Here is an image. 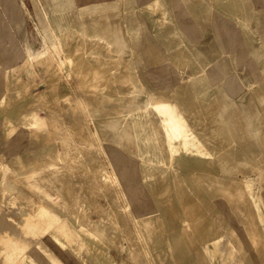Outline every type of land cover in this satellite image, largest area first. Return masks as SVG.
<instances>
[{"label": "rangeland", "instance_id": "obj_1", "mask_svg": "<svg viewBox=\"0 0 264 264\" xmlns=\"http://www.w3.org/2000/svg\"><path fill=\"white\" fill-rule=\"evenodd\" d=\"M0 58V264H264V0H0Z\"/></svg>", "mask_w": 264, "mask_h": 264}, {"label": "bare ground", "instance_id": "obj_2", "mask_svg": "<svg viewBox=\"0 0 264 264\" xmlns=\"http://www.w3.org/2000/svg\"><path fill=\"white\" fill-rule=\"evenodd\" d=\"M198 1H200V0H198ZM196 2V1H195ZM41 6V5H40ZM122 6V5H121ZM122 9H123V7H122ZM121 11V10H120ZM224 16V15H223ZM212 18V17H211ZM104 19V18H103ZM259 21V20H258ZM236 27V26H235ZM98 28V27H97ZM126 32V31H125ZM135 33V32H134ZM61 34H62V32H61ZM65 34V33H64ZM124 34H126V33H124ZM131 34V33H130ZM45 35V34H44ZM67 35V34H66ZM55 36V35H54ZM210 36H212L211 34H210ZM208 37V36H207ZM56 38V37H55ZM93 38V37H92ZM67 39V38H66ZM208 39H209V37H208ZM56 40H58V39H56ZM74 40V39H73ZM236 40V39H235ZM131 41V40H130ZM57 42V41H56ZM263 42V41H262ZM58 43V42H57ZM60 43V42H59ZM58 43V44H59ZM79 43H80V40H79ZM88 43V42H87ZM90 43V42H89ZM88 43V44H89ZM87 44V45H88ZM80 45H81V43H80ZM236 45V44H235ZM55 46V45H54ZM54 46L52 45V48H54ZM57 46V45H56ZM55 46V48H58V47H56ZM77 46V45H76ZM85 46L86 45H84L83 47H84V49H86L85 48ZM78 47V46H77ZM136 47V46H135ZM45 49H46V47H44ZM49 48V47H48ZM48 48H47V50H48ZM83 49V50H84ZM211 49H213V48H211ZM54 50V49H53ZM56 50V49H55ZM58 50H59V53H60V48H58ZM236 50V49H235ZM81 52H82V50H81ZM46 53V52H45ZM45 53H43V54H45ZM75 53H77V50H76V52ZM133 53H134V50H133ZM41 54V53H40ZM42 54V55H43ZM47 54V53H46ZM57 54V53H56ZM55 54V55H56ZM61 54V53H60ZM236 54V53H235ZM41 55V56H42ZM49 55V54H48ZM63 55V54H62ZM74 55V54H73ZM93 56V55H92ZM226 56V55H225ZM40 57V56H39ZM38 57V58H39ZM44 58H45V56H43ZM53 57V56H52ZM63 57V56H62ZM25 58H27V57H25ZM31 58V57H30ZM37 58V57H36ZM35 58V59H36ZM37 58V59H38ZM54 58V57H53ZM1 59V58H0ZM33 59V58H32ZM50 61H53V60H51L50 59V57L48 58ZM59 59V58H58ZM3 60V59H2ZM1 60V61H2ZM28 60V59H27ZM34 60V59H33ZM47 60V59H46ZM57 60V59H56ZM64 60V59H63ZM68 60H70V58L68 59ZM119 61H120V59H118ZM118 60H116L115 62H118ZM220 60V59H219ZM23 61H25V59L23 60ZM31 61V60H30ZM41 61V60H40ZM54 61H55V59H54ZM58 61V60H57ZM62 60H60V62H61ZM65 61V60H64ZM109 61V60H108ZM113 61H114V59H113ZM136 61V60H135ZM3 62H4V60H3ZM12 62V61H11ZM14 62V61H13ZM26 62V61H25ZM29 62V61H28ZM35 62H36V60H35ZM27 63V62H26ZM46 63V62H45ZM63 63H66V62H63ZM69 63V62H68ZM68 63H67V65H68ZM10 64V63H9ZM12 64V63H11ZM31 64H32V61H31ZM52 64V63H51ZM62 64V63H61ZM60 64V65H61ZM119 64V63H118ZM117 64V65H118ZM2 65V64H1ZM7 65V64H6ZM15 65V64H14ZM14 65H12V66H14ZM26 65V64H25ZM30 65V63L28 64V66ZM57 64H55V66H56ZM65 65V64H64ZM63 65V66H64ZM70 65V64H69ZM84 67H85V70H86V72H87V75H89L91 78H97V77H99V76H101V75H103L104 73H106L107 71H109L110 69H112V68H114V66L113 67H111V68H109V67H107V65H102V64H98L95 60H92L91 58H89L88 60H86L85 61V63H84ZM108 65H110V64H108ZM114 65V64H113ZM53 66V65H52ZM58 66V65H57ZM56 66V67H57ZM6 67V66H5ZM15 67V66H14ZM18 67V66H17ZM33 67V66H32ZM59 67V66H58ZM126 68H127V66H125ZM125 67H124V69H125ZM16 68V67H15ZM14 68V69H15ZM19 68H22V67H19ZM59 68H61V66L59 67ZM63 68V67H62ZM13 69V68H12ZM123 69V70H124ZM17 70V69H16ZM14 71L15 70H13V73H14ZM59 71V70H58ZM68 71H70L69 69H68ZM12 72V71H11ZM19 72V71H18ZM112 72V71H111ZM33 74V73H32ZM69 74V73H68ZM71 74V73H70ZM81 74V73H80ZM5 75H6V73H5ZM4 75V76H5ZM74 75V74H73ZM127 74H125L124 76H126ZM78 76V75H77ZM81 76V75H80ZM75 77V76H74ZM126 78V77H125ZM124 78V79H125ZM13 79V78H12ZM32 78H30V80H31ZM78 79H79V77H78ZM4 80H5V78H4ZM20 79H18V81H19ZM17 81V82H18ZM120 81H124V80H122V78H121V80H119V82H118V84L120 83ZM16 83V82H15ZM25 83V82H24ZM27 83V82H26ZM32 83H33V81H32ZM124 83H126L125 81H124ZM123 83V84H124ZM28 84V83H27ZM24 85V84H23ZM122 85V84H121ZM126 85V84H125ZM149 85V84H148ZM79 86V85H78ZM131 86V85H130ZM10 87H12V85L10 86ZM23 87V86H22ZM150 87V86H149ZM14 88V87H13ZM17 88V87H16ZM24 88V90H25V88L26 87H23ZM28 89H29V86L27 87ZM9 89V88H8ZM21 89L22 88H20V91H21ZM76 89H77V87H76ZM49 90V89H48ZM9 91H10V89H9ZM17 92V91H16ZM19 92V91H18ZM22 92H23V90H22ZM79 92V91H78ZM3 94V93H2ZM150 94V93H149ZM10 95H11V93H10ZM22 95V94H21ZM171 95V94H170ZM19 95H17V97H18ZM75 97L76 96H78L77 94H75L74 95ZM81 96H82V94H81ZM7 97H9V96H7ZM16 97V96H15ZM14 97V98H15ZM71 97V95L69 94V98ZM62 98V97H61ZM63 98H64V96H63ZM66 98H68V94H67V96H66ZM68 98V99H69ZM78 98V97H77ZM172 98V97H171ZM13 99V98H12ZM9 100H11V99H9ZM65 100H67V99H65ZM70 100H72V99H70ZM171 100V99H170ZM172 100H173V98H172ZM171 100V101H172ZM58 101V100H57ZM68 102H69V100H68ZM73 102V101H72ZM36 103V102H35ZM58 103V102H57ZM3 104V103H2ZM8 104V103H7ZM68 104H71L70 102L68 103ZM204 104V103H203ZM152 109L154 110V112H156V113H158L160 116H161V118H162V120H161V126H162V128L165 130V132L169 135V138H168V142H169V144H171V143H173V142H177L178 143V145H179V149H180V151L181 150H189V149H191L190 147H194V151H196V153H198V154H203L204 152H203V150L201 149V148H199L198 147V144H196L195 142L193 143L192 142V140H191V138L189 139L188 137H187V133L186 134H184V131H185V125H184V120H183V117H182V113H181V111L178 109V106L176 105V104H174V103H172V102H169L168 100L167 101H164V100H159V101H156L155 103H153L152 104ZM62 109V108H61ZM71 109L72 110H74L73 108H72V106H71ZM70 109V110H71ZM77 114H78V112H76ZM35 114H36V112H35ZM47 114H49V113H47ZM72 114H73V111H72ZM71 114V115H72ZM29 116H30V114H29ZM204 117V116H203ZM51 118V117H50ZM77 118H79V114H78V117ZM77 118H75L76 120H77ZM57 119V118H56ZM59 119V118H58ZM53 120V119H52ZM36 121V120H35ZM57 122V121H56ZM55 122V123H56ZM212 122V121H211ZM76 124H78V123H75V127H76ZM93 124V123H92ZM219 124V123H218ZM78 126V125H77ZM84 126V125H83ZM25 127V126H24ZM94 127V126H93ZM211 127V126H210ZM213 128V127H212ZM81 129V128H80ZM216 129V128H215ZM18 130V129H17ZM61 131V130H60ZM73 131H75V130H73ZM85 131V130H84ZM51 132V131H50ZM58 132V131H57ZM201 132V131H200ZM59 133V132H58ZM71 133V132H70ZM75 133V132H74ZM85 133V132H84ZM96 133V132H95ZM165 133V134H166ZM20 134V133H19ZM53 134H55V133H52V135ZM57 134V133H56ZM82 134H83V132H81L80 134H78V135H80V138L79 139H77L78 137H76V139L77 140H79L80 141V139H82ZM202 134V133H201ZM21 135V134H20ZM23 135V134H22ZM74 135V134H73ZM77 135V134H76ZM84 135V134H83ZM47 136H49V135H47ZM166 136V135H165ZM192 136V135H191ZM195 136H196V134H195ZM55 137V136H54ZM86 137V136H85ZM19 138V137H18ZM17 138V139H18ZM47 138V137H46ZM52 138V137H51ZM51 138H49V139H51ZM193 138V137H192ZM55 139V138H54ZM84 140H85V138H83ZM82 139V140H83ZM41 140V139H40ZM45 140V139H44ZM56 140V139H55ZM87 140V139H86ZM199 140V139H198ZM208 140V139H207ZM206 140V141H207ZM14 141V140H13ZM100 141V140H99ZM200 141V140H199ZM12 142V141H11ZM17 142V141H16ZM19 142V141H18ZM80 142H82V141H80ZM15 143V142H14ZM76 143V142H75ZM97 143V142H96ZM198 143V142H197ZM13 144V143H12ZM17 144V143H16ZM77 144V143H76ZM75 144V145H76ZM63 145H65V144H63ZM74 145V146H75ZM201 145H202V143H201ZM77 146H78V144H77ZM170 147V146H169ZM203 147H205V146H203ZM67 148V147H66ZM80 149V148H79ZM78 149V150H79ZM83 149V148H82ZM81 150V149H80ZM79 150V151H80ZM67 151V150H66ZM82 151V150H81ZM80 151V152H81ZM190 151V150H189ZM208 151V150H207ZM71 152H72V150H71ZM74 152V151H73ZM173 152H174V150L170 147V148H168V149H166V152L164 153V155H165V160H166V162L165 163H167V164H169L170 162H171V159H172V157H173ZM76 153V152H75ZM85 153H86V151H85ZM191 153H194V152H191ZM81 154H82V152H81ZM208 154V153H207ZM209 154H210V152H209ZM208 154V155H209ZM63 155V154H62ZM207 155V156H208ZM75 156H76V154H75ZM69 157H71V156H69ZM78 157V156H77ZM61 158V157H60ZM52 161V160H51ZM204 166H206V167H210L212 164H211V162L210 161H205L204 160ZM4 165V164H3ZM47 166V165H46ZM84 166V165H83ZM40 167V166H39ZM99 168V167H98ZM96 170V169H95ZM3 171V170H2ZM100 171V170H99ZM97 172H98V169H97ZM103 173V172H102ZM87 175V174H86ZM210 175V174H209ZM213 175V174H212ZM213 176H215V175H213ZM28 178V177H27ZM200 178V177H199ZM26 179V178H25ZM55 179V178H54ZM83 179V178H82ZM28 180V179H27ZM36 180V179H35ZM42 180V179H41ZM58 180V179H57ZM73 180V179H72ZM94 180V179H93ZM67 181H68V179H67ZM80 181H82V180H80ZM55 182H56V180H55ZM69 182V181H68ZM79 182V181H78ZM77 182V183H78ZM234 182V181H233ZM62 183V182H61ZM60 183V184H61ZM76 183V182H75ZM86 183V182H85ZM209 183H212V182H209ZM38 184H39V182H38ZM59 184V185H60ZM79 184V183H78ZM82 184H84V182L82 181ZM217 184V183H216ZM30 185H32V184H30ZM34 185V184H33ZM45 185V184H44ZM63 185V184H62ZM61 185V186H62ZM64 185H65V183H64ZM85 186H86V184H84ZM87 185L89 186V184H88V182H87ZM94 185V184H93ZM212 185H215V183L213 182V184ZM220 185V184H219ZM40 186V185H39ZM69 186V185H68ZM71 186V185H70ZM75 187H76V185H75ZM84 187V186H83ZM82 187V188H83ZM32 188V187H31ZM36 188V187H35ZM41 188V187H40ZM66 188H67V185H66ZM69 188H71V187H69ZM78 188V187H77ZM89 188V187H88ZM211 188V187H210ZM37 189H38V187H37ZM47 189V188H46ZM45 188H44V190H46ZM61 189V188H60ZM64 189H65V187H64ZM76 189V188H75ZM81 189V188H80ZM79 189V190H80ZM90 189H91V187H90ZM89 189V190H90ZM234 189V188H233ZM66 190V189H65ZM68 190V189H67ZM71 190H73V189H70V192H71ZM81 190H83V189H81ZM92 190H93V187H92ZM95 190V189H94ZM93 190V191H94ZM213 190H216V188H214ZM48 191V190H47ZM50 191L52 192V189H50ZM85 191H88V190H86V188H85ZM110 191V190H109ZM50 192V193H51ZM55 192V191H54ZM65 192V191H64ZM78 192V191H77ZM84 192V191H83ZM88 192H90V191H88ZM87 192V193H88ZM214 192V191H213ZM212 192V194H214ZM75 193V192H74ZM78 193H80V191L78 192ZM77 193V194H78ZM86 193V192H85ZM238 193V192H237ZM9 194V193H8ZM92 193H90L89 195H91ZM55 195V194H54ZM83 195H84V193H83ZM240 195H241V193H240ZM68 196V195H67ZM67 196H66V198H67ZM85 196V195H84ZM100 196V195H99ZM234 196V195H233ZM75 197V196H74ZM77 197H79V196H77ZM81 197V196H80ZM88 197H90V196H88ZM238 197V196H237ZM52 198V197H51ZM63 198V197H62ZM69 198H71V196L69 197ZM82 198V197H81ZM91 198V197H90ZM236 198V197H235ZM19 199V198H18ZM59 199H61L60 197H59ZM74 199V198H73ZM77 199V198H76ZM75 199V200H76ZM80 199V198H79ZM231 199V198H230ZM238 199V198H237ZM89 200H91V199H88V198H86L85 200H84V202L86 203V204H88L89 203ZM95 200V199H94ZM7 201H9V200H7ZM6 201V202H7ZM15 201V200H14ZM57 201H58V199H57ZM56 201V202H57ZM70 201V200H69ZM97 201V200H96ZM235 201V200H234ZM248 201H249V199H248ZM6 202H5V204H6ZM20 202V201H19ZM63 202H65V201H63ZM74 202V201H73ZM76 202H77V200H76ZM69 203V202H68ZM75 203V202H74ZM73 203V204H74ZM119 203H121V202H119ZM8 204V203H7ZM67 204V203H66ZM72 204V203H71ZM69 205V204H68ZM75 205V204H74ZM6 206V205H5ZM95 206V205H94ZM128 206V205H127ZM41 207V206H40ZM22 208V207H21ZM42 208H45L43 205H42ZM69 209V208H68ZM24 210V209H23ZM44 210V209H43ZM42 210V211H43ZM73 210V209H72ZM94 210V209H93ZM97 211V210H96ZM21 212H22V210H21ZM256 212V211H255ZM23 213V212H22ZM43 214V213H42ZM51 214V213H50ZM252 214V213H251ZM255 214V213H254ZM246 215H247V213H246ZM17 216V215H16ZM20 216V215H19ZM25 216V215H24ZM51 216V215H50ZM21 217V216H20ZM38 217V216H37ZM49 217V216H48ZM53 217H54V215H53ZM238 217V216H237ZM247 217H248V215H247ZM262 216L260 215V217L259 218H261ZM17 218V217H16ZM46 218V217H45ZM222 218V217H221ZM29 219V218H28ZM239 219V218H238ZM263 219V218H262ZM18 220V219H17ZM37 220V219H36ZM65 220V219H64ZM64 220H62V221H64ZM264 220V219H263ZM23 221V220H22ZM32 221V220H31ZM45 221H46V219H45ZM51 221H53V220H51ZM134 221V220H133ZM24 222V221H23ZM35 222V221H34ZM39 222V221H38ZM54 222H56V221H54ZM59 222V221H58ZM66 222V224L68 223V221H65ZM125 222V221H124ZM183 222V221H182ZM53 223V222H52ZM61 223V222H60ZM59 223V224H60ZM93 223V225L95 224L96 226L98 225V227L100 228L101 226H103V224L104 223H107V224H109V228H110V231H112L113 229H114V222L112 221V219H111V215L108 213V212H103L102 214H101V216L99 217V219L97 220V221H94V222H92ZM184 223V222H183ZM17 224H19L18 222H17ZM23 224V223H22ZM58 224V225H59ZM65 227H66V224H64V223H62ZM253 224H254V222H253ZM24 225V224H23ZM51 225V224H50ZM57 225V224H56ZM143 225H144V228L146 229V231H147V233H148V235L149 236H151L152 235V231H151V224H150V222H143ZM251 225V224H250ZM22 226V225H21ZM49 226V225H48ZM60 226V225H59ZM58 226V227H59ZM63 226V227H64ZM228 226V225H227ZM255 227L257 226V225H254ZM20 227V226H19ZM62 226L60 227V229L61 230H63L62 228H63ZM55 228H57V227H55ZM79 228H82L81 226L79 227ZM78 228V229H79ZM108 228V229H109ZM47 229V228H46ZM60 229L58 230V228H57V232L59 231V233L61 232L60 231ZM64 229H66V228H64ZM74 229V228H73ZM72 229V230H73ZM7 230V229H6ZM48 230V229H47ZM5 231V230H4ZM4 231H2V232H4ZM40 231V230H39ZM53 231H54V229H53ZM56 231V230H55ZM67 231H68V229H67ZM69 231H70V229H69ZM69 231H68V233H67V235L69 234ZM81 231V230H80ZM83 231V230H82ZM186 231V230H185ZM36 232V231H35ZM64 232V233H63ZM72 232V231H71ZM74 232V231H73ZM85 232V231H84ZM84 232H82V233H84ZM97 232V231H96ZM95 232V233H96ZM233 232V231H232ZM66 232L63 230L62 231V233L61 234H64V237H65V234ZM93 233H94V231H93ZM99 233V232H98ZM192 233V232H191ZM234 233V232H233ZM0 234H2V233H0ZM4 234V233H3ZM15 234V233H14ZM42 234H43V232H42ZM73 234H77V233H73ZM79 234V233H78ZM86 234V233H85ZM101 234V233H100ZM66 235V237H68ZM71 235H72V233H71ZM89 235V234H88ZM88 235H86V236H88ZM102 235V234H101ZM232 235V234H231ZM2 236V235H1ZM23 236V235H22ZM21 236V237H22ZM63 236V235H62ZM76 236H78V235H76ZM90 236V235H89ZM93 236V234H91V237ZM95 236V235H94ZM103 236V235H102ZM229 236H230V234H229ZM228 236V237H229ZM15 237H16V235H15ZM40 237V236H39ZM59 237V236H58ZM63 237V238H64ZM65 237V238H66ZM74 237V236H73ZM79 237V236H78ZM78 237H76V238H78ZM121 237V236H120ZM142 237V236H141ZM224 237V236H223ZM227 237V238H228ZM231 237V236H230ZM5 238H6V235H5ZM29 238V237H28ZM27 237H26V239H28ZM31 238V237H30ZM35 238V237H34ZM69 238V237H68ZM72 238V237H71ZM93 238V237H92ZM96 238H97V236H96ZM101 238H103V237H101ZM105 238V237H104ZM252 238V237H251ZM13 239V238H12ZM18 239H22V238H18ZM26 239L24 240V241H26ZM62 239V238H61ZM74 239V238H73ZM91 239V238H90ZM95 238H93L92 240H94ZM222 238H220V240H221ZM16 240V239H15ZM33 240V239H32ZM63 240V239H62ZM80 240V239H79ZM117 240V239H116ZM224 241H225V239H223ZM2 241H3V238H2ZM23 241V242H24ZM30 241V240H29ZM37 241V240H36ZM66 241V240H65ZM95 241V243L98 241V240H94ZM144 241V240H143ZM229 241V240H228ZM20 242V241H19ZM22 242V243H23ZM32 242V241H31ZM72 242H74V241H72ZM71 242V243H72ZM101 242V241H100ZM219 242V241H218ZM25 243V242H24ZM23 243V244H24ZM29 243V242H28ZM65 243V242H64ZM70 243V244H71ZM75 243V242H74ZM99 243V242H98ZM97 243V244H98ZM102 243V242H101ZM119 243H120V241H119ZM27 244V243H26ZM66 244V243H65ZM67 244H68V242H67ZM86 244V243H85ZM100 244V243H99ZM225 244V243H224ZM227 244V243H226ZM29 245V244H28ZM69 245V244H68ZM95 246H97V245H94V248H95ZM114 246V245H113ZM161 246V245H160ZM224 246V245H223ZM226 246V245H225ZM25 247V246H24ZM69 247V246H68ZM85 247H86V245H85ZM99 247V246H98ZM98 247H96L97 249H98ZM221 247V246H220ZM19 248H20V246H19ZM22 248V247H21ZM93 248V249H94ZM95 248V249H96ZM107 248H108V246H107ZM23 249V248H22ZM70 249V248H69ZM110 249V248H109ZM121 249V248H120ZM45 250V249H44ZM50 251V250H49ZM100 250H98V252H99ZM142 251H144V250H142ZM224 251V250H223ZM222 251V252H223ZM226 251V250H225ZM261 251V250H260ZM72 252V251H71ZM101 252H103V251H101ZM118 252V251H117ZM137 252V251H136ZM147 252V251H146ZM233 252V251H232ZM73 253V252H72ZM142 253V252H141ZM224 253H226V252H224ZM231 253V252H230ZM246 253V252H245ZM19 254V253H18ZM21 254V253H20ZM76 254V253H75ZM242 254V253H241ZM47 254H45V256H46ZM185 255V252L184 251H181V252H179L178 253V259L181 261L182 260V258H183V256ZM224 255V254H223ZM240 255V254H239ZM90 257H91V255H89ZM97 256H98V258L97 259H99L100 258V256H102V253L100 254V256H99V254H97ZM96 256V257H97ZM150 256V255H149ZM243 256H245V254L244 255H242L241 257H243ZM54 256H52V258H53ZM146 257V256H145ZM240 256H239V258H241ZM46 258H47V256H46ZM57 258V257H56ZM94 258V257H93ZM110 258H112V257H110ZM231 258V257H230ZM236 258V257H235ZM48 259V258H47ZM80 259V258H79ZM83 259V258H82ZM223 259H224V257H223ZM233 259H234V257H233ZM57 260V259H56ZM89 260V259H88ZM101 261V260H100ZM105 261V260H104ZM110 261V260H109ZM109 261H107V262H109ZM151 261V260H150ZM238 261V260H237ZM83 262V261H82ZM112 262V261H111ZM117 262V261H116ZM236 262V261H235ZM235 262H233V263H235ZM239 263H240V261H238ZM4 263V262H3ZM95 263V262H94ZM228 263V262H227ZM229 263H230V261H229ZM232 263V262H231ZM50 264H57V263H50ZM63 264V263H62ZM99 264H100V262H99ZM108 264V263H107ZM114 264V263H113Z\"/></svg>", "mask_w": 264, "mask_h": 264}, {"label": "crops", "instance_id": "obj_3", "mask_svg": "<svg viewBox=\"0 0 264 264\" xmlns=\"http://www.w3.org/2000/svg\"><path fill=\"white\" fill-rule=\"evenodd\" d=\"M114 67H116V66H114Z\"/></svg>", "mask_w": 264, "mask_h": 264}]
</instances>
